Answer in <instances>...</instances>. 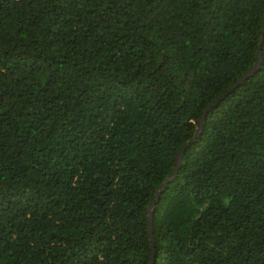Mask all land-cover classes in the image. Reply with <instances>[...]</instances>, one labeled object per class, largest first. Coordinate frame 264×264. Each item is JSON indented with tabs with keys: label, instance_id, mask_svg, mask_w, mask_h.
I'll return each instance as SVG.
<instances>
[{
	"label": "trees",
	"instance_id": "obj_1",
	"mask_svg": "<svg viewBox=\"0 0 264 264\" xmlns=\"http://www.w3.org/2000/svg\"><path fill=\"white\" fill-rule=\"evenodd\" d=\"M263 25L264 0H0V264H151L147 207ZM154 237L155 264H264V64L208 113Z\"/></svg>",
	"mask_w": 264,
	"mask_h": 264
},
{
	"label": "water",
	"instance_id": "obj_2",
	"mask_svg": "<svg viewBox=\"0 0 264 264\" xmlns=\"http://www.w3.org/2000/svg\"><path fill=\"white\" fill-rule=\"evenodd\" d=\"M263 46H264V25L262 30V40L260 43L259 50L256 54V61L253 67L248 69L245 72V74L235 84L229 87V89L224 94L220 95L212 104H210L209 107L202 114L201 118L195 122L197 130L194 135V138L179 149V151L176 154L175 167L173 171L168 175L164 183L160 185V187L156 190L154 198L147 207L146 220L148 224V237L151 243V264H155V259L157 256L156 241L154 237V211L156 210V205L158 204L163 192L166 190L169 184L172 183L178 177L180 170L184 165V156L186 154V151L190 147H192V145H194L202 136L208 113L211 112L213 109H215L217 106H219L220 103L223 102L235 89L242 86L250 77L254 76L258 71L261 70L264 64V57L262 53Z\"/></svg>",
	"mask_w": 264,
	"mask_h": 264
}]
</instances>
